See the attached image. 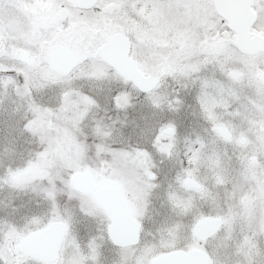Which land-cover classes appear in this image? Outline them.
Masks as SVG:
<instances>
[{"label":"snow or ice","instance_id":"snow-or-ice-1","mask_svg":"<svg viewBox=\"0 0 264 264\" xmlns=\"http://www.w3.org/2000/svg\"><path fill=\"white\" fill-rule=\"evenodd\" d=\"M0 264H264V0H0Z\"/></svg>","mask_w":264,"mask_h":264},{"label":"flooded vegetation","instance_id":"flooded-vegetation-1","mask_svg":"<svg viewBox=\"0 0 264 264\" xmlns=\"http://www.w3.org/2000/svg\"><path fill=\"white\" fill-rule=\"evenodd\" d=\"M45 246L44 242L32 241L29 242V247L43 248Z\"/></svg>","mask_w":264,"mask_h":264},{"label":"water","instance_id":"water-1","mask_svg":"<svg viewBox=\"0 0 264 264\" xmlns=\"http://www.w3.org/2000/svg\"><path fill=\"white\" fill-rule=\"evenodd\" d=\"M85 182H87V181H85ZM206 230H210V229H206Z\"/></svg>","mask_w":264,"mask_h":264}]
</instances>
